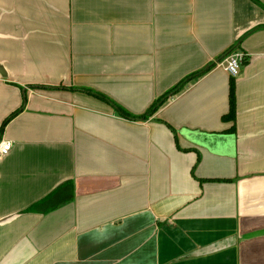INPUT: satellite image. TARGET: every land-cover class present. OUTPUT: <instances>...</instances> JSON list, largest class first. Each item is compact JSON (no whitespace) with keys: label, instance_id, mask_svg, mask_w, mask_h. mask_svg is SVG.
Returning <instances> with one entry per match:
<instances>
[{"label":"crops","instance_id":"0c3cea01","mask_svg":"<svg viewBox=\"0 0 264 264\" xmlns=\"http://www.w3.org/2000/svg\"><path fill=\"white\" fill-rule=\"evenodd\" d=\"M0 67V264H264V0H0Z\"/></svg>","mask_w":264,"mask_h":264},{"label":"trees","instance_id":"16d2710c","mask_svg":"<svg viewBox=\"0 0 264 264\" xmlns=\"http://www.w3.org/2000/svg\"><path fill=\"white\" fill-rule=\"evenodd\" d=\"M193 75H191L188 78H185L182 80L180 83L175 85L172 89H170L168 92L164 93L162 96H160L157 100H155L152 105L149 107V109L142 115L134 116L130 115L125 109H123L121 106L116 104L115 102L107 99L103 95L93 93L97 96H100V98H103L106 100L112 108L115 110V112L122 117L129 118V119H146L148 115L152 114L155 112V110L168 98V96L175 94L184 86V84L189 80ZM32 87H39V88H46V86L43 85H32ZM26 102V95L25 93L22 94V102L21 105L10 115H8L1 123L0 125V135L4 130L5 125L8 123V121L14 117L16 114H18L25 105ZM235 115V97H234V85L233 82H230V89H229V111L228 114L225 116V118L233 119ZM72 198V185L69 182H66L60 186H58L56 189H54L48 196H46L44 199L39 201L38 203L34 204L33 207L30 209H35V210H43L49 211L54 208H57L60 206L62 203L67 202L71 200Z\"/></svg>","mask_w":264,"mask_h":264},{"label":"built area","instance_id":"2783aa9c","mask_svg":"<svg viewBox=\"0 0 264 264\" xmlns=\"http://www.w3.org/2000/svg\"><path fill=\"white\" fill-rule=\"evenodd\" d=\"M243 55L239 54L235 51L229 52L224 60V70L228 73V75L232 78H235L242 67ZM11 147V142L7 140L0 141V155H5L8 153Z\"/></svg>","mask_w":264,"mask_h":264},{"label":"water","instance_id":"95a60500","mask_svg":"<svg viewBox=\"0 0 264 264\" xmlns=\"http://www.w3.org/2000/svg\"><path fill=\"white\" fill-rule=\"evenodd\" d=\"M0 73L4 74V71H3L2 67H0Z\"/></svg>","mask_w":264,"mask_h":264}]
</instances>
